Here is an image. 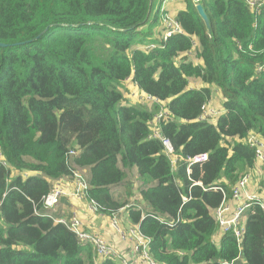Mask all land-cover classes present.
I'll return each instance as SVG.
<instances>
[{"label": "trees", "instance_id": "obj_1", "mask_svg": "<svg viewBox=\"0 0 264 264\" xmlns=\"http://www.w3.org/2000/svg\"><path fill=\"white\" fill-rule=\"evenodd\" d=\"M159 1L0 0V147L10 165L0 162V264H120L98 261L90 243L44 213L43 197L73 164L89 170L90 197L107 214L126 204L111 188L137 172L146 209L134 206L130 218L159 264H264L258 204L241 244L230 233L215 242L213 216L255 166L243 139L264 136V4L201 0L207 25L185 0L176 16L184 32L157 39ZM193 48L201 64L187 59ZM192 77L205 86L190 89ZM128 79L161 104H128ZM214 89L225 111L199 120ZM161 107L175 165L150 137ZM200 154L208 159L191 161Z\"/></svg>", "mask_w": 264, "mask_h": 264}, {"label": "built area", "instance_id": "obj_2", "mask_svg": "<svg viewBox=\"0 0 264 264\" xmlns=\"http://www.w3.org/2000/svg\"><path fill=\"white\" fill-rule=\"evenodd\" d=\"M170 1L175 0H162V9H160L161 13V21L164 29V38L171 36L176 33H183L184 30L181 24L177 21L176 17L173 16L170 11L167 9V4ZM196 4H199L201 0H193ZM250 7L252 9L258 8L264 4V0H247ZM155 44H150L147 46H143L141 49L147 50L148 48L155 47ZM262 69V66L258 68ZM137 96V95H136ZM142 98L143 103L154 102L157 104H161L157 98L146 94L140 93L138 95ZM151 122V135L150 137L153 139H158L161 141L164 152L167 156H169L172 160L173 165L176 163L175 156V148L172 143V140L169 137H166L161 132L160 122L168 115L167 109L164 107L160 108ZM223 114V110L218 107L212 106V99L207 101L202 106V113L199 116V120H206L208 122H215L220 115ZM236 139L240 140L238 137ZM243 141L255 151V164L259 163L261 168L264 170V136L257 131H250ZM78 153L75 148H71L69 151L70 156H74ZM208 159L207 154H200L191 159L192 162H204ZM0 162L3 166L9 167V163L5 158L1 147H0ZM80 168L72 165V176H70V180L74 185V188H68L61 185V181L55 180L53 182V188L51 191L43 197L42 206L44 209V213L50 217L52 216V211L57 208L61 199L65 196H77L80 198H86L89 200L91 209L97 212H101L103 210L102 205L90 197V183L89 177L85 175ZM24 177H27V172L24 171L22 173ZM253 173L248 171L244 174L237 183L232 187V196L225 197L221 205L214 210V218L218 225V231L222 234H232L237 242L241 244L243 242L245 232H246V224L244 223V217L248 213V211L252 208L254 204H258L264 210V196L258 191H251L249 185L253 180ZM104 213V212H103ZM113 213L111 216H114V226L119 227L118 219L116 215ZM54 218V217H53ZM77 238L84 242L90 243L100 260L104 259H113L118 261L120 264H159L151 254L149 248L151 243V238L147 237L143 234L139 228V225H134L129 227L128 229L121 230V235L124 238H128L132 241L133 247V255L134 259L124 256L120 253V251L116 248L115 245L110 244L108 240L100 235L93 232H89L83 228V224L78 219H74L71 225H68ZM227 263V264H232Z\"/></svg>", "mask_w": 264, "mask_h": 264}, {"label": "crops", "instance_id": "obj_3", "mask_svg": "<svg viewBox=\"0 0 264 264\" xmlns=\"http://www.w3.org/2000/svg\"><path fill=\"white\" fill-rule=\"evenodd\" d=\"M162 5V0L159 1V21L160 24L155 28V38L160 39L164 36V29L161 21V13H160V6ZM167 9L170 11V13L173 16H177L179 11L186 8V2L185 0H175L170 1L167 4ZM151 44V43H150ZM147 46V45H146ZM141 46L140 48H142ZM187 59L189 61H192L194 64H201L202 60L197 56L196 49H192L187 54ZM126 87H127V103L128 104H135L138 99V95L140 93H143L141 89L137 86V84L132 80L128 79L126 81ZM205 86L204 82L200 78L192 77L190 78L189 82V88L190 89H201ZM220 92L217 89H214L213 91V97ZM137 95V96H136ZM222 95V93H221ZM223 97V95H222ZM221 97V101H218L219 104L216 105L219 109L225 111L223 101L224 99ZM83 169L87 176H89V170L87 168H81ZM248 171H251L253 175V180L251 181L249 188L251 191H258L264 196V170L261 168L260 164L257 163L252 169H249ZM19 173V172H15ZM22 174V173H21ZM133 174L141 186V181L138 179L137 172L135 170H128V179L127 181L131 183V179H129V175ZM30 175V172H27V176ZM61 185L72 188L73 183H71V180L69 177H64L60 179ZM135 185V183H133ZM137 185V184H136ZM115 186L111 188V192L116 197L117 200L125 202V206L118 209L117 212H115L114 215H116L118 219V225L119 227L114 226V216H111L112 214H107L103 212H97L91 209V205L88 199H80L75 196H65L61 199L59 205L55 210L52 211V216L58 220V219H71L74 215H78L81 220L83 221V228L89 232H93L96 234H100L104 236L110 244H113L116 246V248L120 251V253L124 256H127L129 258L134 259L133 255V244L132 241L128 238H124L121 235V230L128 229L131 226L138 225L132 222L130 218V210L134 209L131 204H134L135 206H138L137 208L146 209V203L142 200L141 201V195L134 194L131 195L129 198L126 197L125 200H122L118 194V192H115ZM118 195V196H117ZM128 200V201H127ZM138 201L140 202L139 204ZM214 215V212H213ZM247 215L244 217V223L246 224ZM222 234L217 231L214 236V241L219 243L221 239ZM243 257H239L241 259ZM233 261L232 264H235L236 261ZM98 261H102L98 259ZM241 261V260H240ZM244 264H248L247 261L243 258Z\"/></svg>", "mask_w": 264, "mask_h": 264}, {"label": "rangeland", "instance_id": "obj_4", "mask_svg": "<svg viewBox=\"0 0 264 264\" xmlns=\"http://www.w3.org/2000/svg\"><path fill=\"white\" fill-rule=\"evenodd\" d=\"M221 97H222L221 92H218V94H216L213 97L212 106L217 107L216 105L219 104L218 101H221ZM142 101H143L142 98L140 96H138V99H137V102H136L138 104H143V105L147 106L150 109H153L155 107V105L157 104V103H154V102H147L145 104ZM159 110H161V109H157V112ZM79 170H81V172H83L85 175H87L86 172L83 169L80 168ZM133 176H135V175H133V174L129 175V179H131L130 180L131 181V185H127V182H126V183H123L121 185L115 186L114 190H115V192L119 191L118 192L119 196L118 195L117 196L120 197L122 200H125L126 197L129 198L131 195L138 194V192H139V186H140L139 181ZM133 183H135V185ZM72 187L74 188V185ZM75 197H77V196H75ZM78 198H80V197H78ZM80 199H84V198H80ZM121 202H123V201H121ZM131 205H132V207L135 206L134 204H131ZM74 219H78L83 224V221L81 220V218L78 215H74L71 219H58V220L55 219V221L56 222H61V223H64V224L67 223L68 225H71V223H72V221ZM235 264H244L243 258H241L238 261H236Z\"/></svg>", "mask_w": 264, "mask_h": 264}, {"label": "water", "instance_id": "obj_5", "mask_svg": "<svg viewBox=\"0 0 264 264\" xmlns=\"http://www.w3.org/2000/svg\"><path fill=\"white\" fill-rule=\"evenodd\" d=\"M197 10L199 11L200 15L204 18L207 25H210L209 17L207 16L205 9H204L202 4H197ZM0 45H4V44L0 43Z\"/></svg>", "mask_w": 264, "mask_h": 264}, {"label": "bare ground", "instance_id": "obj_6", "mask_svg": "<svg viewBox=\"0 0 264 264\" xmlns=\"http://www.w3.org/2000/svg\"><path fill=\"white\" fill-rule=\"evenodd\" d=\"M161 9H162V5H161Z\"/></svg>", "mask_w": 264, "mask_h": 264}]
</instances>
